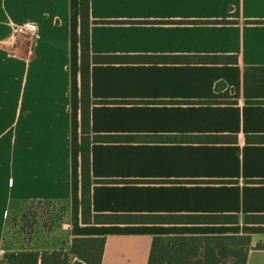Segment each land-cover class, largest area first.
Segmentation results:
<instances>
[{
  "label": "crops",
  "instance_id": "obj_1",
  "mask_svg": "<svg viewBox=\"0 0 264 264\" xmlns=\"http://www.w3.org/2000/svg\"><path fill=\"white\" fill-rule=\"evenodd\" d=\"M90 19L91 53L125 57L91 67L92 135L131 138L92 144V212L169 220L83 223L80 0H0V264L75 238L149 264L156 238L241 236L264 264L246 221L264 216V0H90ZM28 22L38 37L14 39ZM32 204L63 217L23 246L11 218Z\"/></svg>",
  "mask_w": 264,
  "mask_h": 264
},
{
  "label": "trees",
  "instance_id": "obj_2",
  "mask_svg": "<svg viewBox=\"0 0 264 264\" xmlns=\"http://www.w3.org/2000/svg\"><path fill=\"white\" fill-rule=\"evenodd\" d=\"M81 17V126H82V218L84 224H134L154 220L167 221V217L94 215L92 212L91 146L104 140H129V137L93 136L91 132V67L112 63L125 57L96 56L90 48V0H80ZM213 61L214 57H201ZM264 140V138H260ZM209 142L223 141L222 137H208ZM32 204L31 206H34ZM237 221L236 217H232ZM247 223L263 224L264 216L247 217ZM105 238H75L71 249L46 251L41 264H71L77 258L86 264H102ZM251 249L250 237L220 238H156L149 264H247Z\"/></svg>",
  "mask_w": 264,
  "mask_h": 264
},
{
  "label": "rangeland",
  "instance_id": "obj_3",
  "mask_svg": "<svg viewBox=\"0 0 264 264\" xmlns=\"http://www.w3.org/2000/svg\"><path fill=\"white\" fill-rule=\"evenodd\" d=\"M62 217V208L58 209L52 204L30 205L21 214L11 218L9 229L16 231L15 235L24 234V237L18 240V243L24 246L41 229L48 232L54 231L59 227Z\"/></svg>",
  "mask_w": 264,
  "mask_h": 264
},
{
  "label": "built area",
  "instance_id": "obj_4",
  "mask_svg": "<svg viewBox=\"0 0 264 264\" xmlns=\"http://www.w3.org/2000/svg\"><path fill=\"white\" fill-rule=\"evenodd\" d=\"M14 39L18 37L37 38L38 26L34 22H28L25 25L16 26L13 32Z\"/></svg>",
  "mask_w": 264,
  "mask_h": 264
}]
</instances>
